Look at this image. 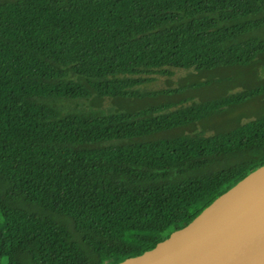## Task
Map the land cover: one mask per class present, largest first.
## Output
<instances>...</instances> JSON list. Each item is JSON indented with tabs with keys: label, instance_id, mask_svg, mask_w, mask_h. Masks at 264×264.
Wrapping results in <instances>:
<instances>
[{
	"label": "trees",
	"instance_id": "1",
	"mask_svg": "<svg viewBox=\"0 0 264 264\" xmlns=\"http://www.w3.org/2000/svg\"><path fill=\"white\" fill-rule=\"evenodd\" d=\"M263 56L264 0H0V264L141 255L263 166L264 110L210 135L183 130L264 97V79L101 110L197 88L141 92L151 76Z\"/></svg>",
	"mask_w": 264,
	"mask_h": 264
},
{
	"label": "water",
	"instance_id": "2",
	"mask_svg": "<svg viewBox=\"0 0 264 264\" xmlns=\"http://www.w3.org/2000/svg\"><path fill=\"white\" fill-rule=\"evenodd\" d=\"M115 264H264V165L155 248Z\"/></svg>",
	"mask_w": 264,
	"mask_h": 264
},
{
	"label": "rangeland",
	"instance_id": "3",
	"mask_svg": "<svg viewBox=\"0 0 264 264\" xmlns=\"http://www.w3.org/2000/svg\"><path fill=\"white\" fill-rule=\"evenodd\" d=\"M264 56L260 62H257L248 67H227L212 71L197 72L194 70H176L171 76L154 75L152 80L140 87L141 92L158 91L165 88H177L195 84L197 88L188 89L180 96H159L149 97L145 100H130V99H115L105 100L101 110L109 109H137L145 104H157L163 101H179L185 98H192L193 101H200L204 99L214 98L223 94H235L240 92L244 87L254 86L260 84L263 78ZM211 82L209 84H203ZM203 84V86H202ZM200 85V86H199ZM192 101V102H193ZM67 104V103H64ZM73 110H82L85 108V103L80 101ZM89 107V106H88ZM90 108V107H89ZM95 108H99L96 107ZM264 110V97L250 101L247 104L239 105L234 109L217 115L213 118L202 121L197 126L183 130L186 133H201L205 132L210 135L213 134L214 128H230L236 122H246L248 117L257 114ZM181 132V131H178ZM193 132V133H194ZM176 132H170L175 134ZM114 260L107 264L113 263ZM3 264H7L5 260Z\"/></svg>",
	"mask_w": 264,
	"mask_h": 264
},
{
	"label": "flooded vegetation",
	"instance_id": "4",
	"mask_svg": "<svg viewBox=\"0 0 264 264\" xmlns=\"http://www.w3.org/2000/svg\"><path fill=\"white\" fill-rule=\"evenodd\" d=\"M249 103V102H248Z\"/></svg>",
	"mask_w": 264,
	"mask_h": 264
}]
</instances>
